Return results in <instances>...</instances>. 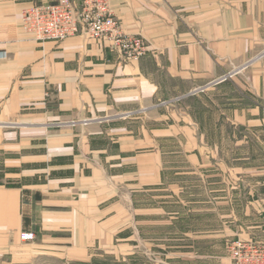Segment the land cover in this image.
Listing matches in <instances>:
<instances>
[{
	"label": "crops",
	"instance_id": "1",
	"mask_svg": "<svg viewBox=\"0 0 264 264\" xmlns=\"http://www.w3.org/2000/svg\"><path fill=\"white\" fill-rule=\"evenodd\" d=\"M56 1L0 0V152L9 168L16 154L19 172L48 163L51 178L74 182L0 184V228L33 230L45 201L88 205L70 193L86 183L103 196L130 167L145 186L160 180L163 209L180 212L178 239L264 245V0H109L122 29L144 38L137 59L85 34L36 41L21 30L24 8ZM211 82L202 98L186 95ZM61 120L79 124L52 126ZM200 212L213 216L204 234Z\"/></svg>",
	"mask_w": 264,
	"mask_h": 264
},
{
	"label": "rangeland",
	"instance_id": "2",
	"mask_svg": "<svg viewBox=\"0 0 264 264\" xmlns=\"http://www.w3.org/2000/svg\"><path fill=\"white\" fill-rule=\"evenodd\" d=\"M262 51L264 53V49ZM231 75L228 73L222 80L230 78ZM216 83L202 84L190 89L186 95L202 98ZM200 117L209 125L207 114L202 112ZM144 118L141 123L152 122L151 117L150 121ZM52 123L54 128L79 124L63 120ZM137 134L138 138L144 137V134L138 131ZM223 134H226L225 131ZM223 134H218V138ZM160 136L161 132H154L155 139ZM209 137L216 138V134L210 132ZM25 152L32 153L33 149L27 148ZM5 158H8L7 154L0 152V184L21 186L26 183L36 187L37 184L52 180L57 186L67 188L74 182L72 179L51 178L56 172H50L48 163L27 161L20 165L26 169L19 172L16 165L18 156L13 155L15 163L11 164L15 166L10 168L5 166ZM37 165L43 166L42 172L37 173L38 170L35 169L40 167ZM158 165L160 166V162ZM129 170L130 167L126 168V175L120 174L123 177L115 182L109 181L111 189L106 190L103 196H94L93 188L87 187L86 183L77 188L76 193H70L74 201L87 197L88 205L45 201L41 205V211L47 212L46 219L35 225L33 230L18 229L16 236H9L4 232L6 228H0V264H226V261L231 264L227 243H209L204 239L201 242L188 243L183 237L178 239L179 232L184 229L178 222L180 212L177 211L176 205L168 203L167 208L163 209L160 180L154 185L145 186V180L136 179L135 174ZM90 196L94 197V200ZM37 198H40V194ZM97 208L99 210H96ZM92 209L94 211H91ZM57 212L65 218L50 220L51 215H56ZM196 218L200 223L201 234H204L203 230L208 228L203 225L209 218L213 219V216L210 217L209 212H200ZM23 231L32 232L34 239L22 241L20 233ZM2 239L4 241H1ZM5 239L9 244L2 245L1 242H5ZM210 250L216 255L210 258L199 257Z\"/></svg>",
	"mask_w": 264,
	"mask_h": 264
},
{
	"label": "built area",
	"instance_id": "3",
	"mask_svg": "<svg viewBox=\"0 0 264 264\" xmlns=\"http://www.w3.org/2000/svg\"><path fill=\"white\" fill-rule=\"evenodd\" d=\"M19 19L21 30L36 41H61L85 34L89 38L106 40L126 59H137L146 52L144 38L122 29L109 0H82L79 4L58 0L31 5L21 11ZM20 239L31 241L34 235L23 231ZM227 252L231 264H264V245L254 240L233 238L227 242Z\"/></svg>",
	"mask_w": 264,
	"mask_h": 264
}]
</instances>
